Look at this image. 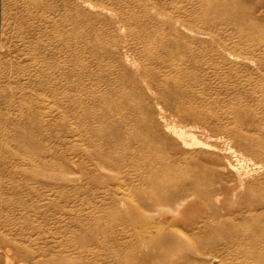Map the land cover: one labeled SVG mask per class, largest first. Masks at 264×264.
<instances>
[{
  "label": "rangeland",
  "instance_id": "1",
  "mask_svg": "<svg viewBox=\"0 0 264 264\" xmlns=\"http://www.w3.org/2000/svg\"><path fill=\"white\" fill-rule=\"evenodd\" d=\"M139 2L157 4L163 12L159 18L164 31L171 33L170 28L179 14L159 0H0V42L4 44L3 50L0 49V232L5 233L12 221L20 219L21 206L27 209L40 206V213L25 211V217L29 221L31 218L41 230L36 241L41 246L51 242L50 231L53 232L56 264H91L96 260L98 264H118V255L134 264L264 262V257L252 261L241 254L224 253L223 240L211 234L209 220L213 214L206 209L189 210L173 226L190 235L206 253L189 258L190 250L183 245L167 248L165 257L156 259L144 241L147 230L158 220L144 205L140 206L139 200L149 195L147 188L139 185L135 164L125 161L122 167L107 173L106 178L100 172L93 173L91 165L85 166L88 168L85 175L81 174L72 162L81 163L76 146L61 148L56 129L45 132L39 128L38 93L41 82L48 78H81L83 68L92 73L90 78H122L124 82L130 80L131 84L132 78H141L143 62L139 46L128 37V29L119 22L114 23L127 16L126 11L130 9L135 16L140 15ZM106 7L112 10L107 11ZM213 11L217 16L213 27L215 37L212 40L210 36L199 38L201 64L189 70L191 77L202 81L185 95L181 104L202 115L204 122L194 124L191 119H182L177 111H161L163 103L150 92H144L145 98L136 95V99L153 105L159 129L165 131L167 125L174 124L205 143L202 147L184 149L187 162L183 169L188 174L214 179V173L225 171L226 175L230 164L242 170L231 177L243 184L239 195L222 197L223 201L234 199L233 206L228 205L232 215H227L225 224L229 225L237 218L236 214L241 217L260 209V206L248 207V189L255 196L264 194V0H215ZM247 21L254 25H245ZM198 23L201 29L209 28L201 18ZM116 44V58L103 52L107 46L111 49ZM97 57L103 60L102 65L97 63ZM147 64L156 65L155 62ZM162 70L169 68L162 67ZM19 134L27 136L30 143H21L17 139ZM169 152L167 150V155H174ZM56 153L62 154V165L73 169L71 173L65 171V181L69 182L58 192H46L47 183L59 177L56 175L58 166L54 169L56 173H50L54 179L38 178L32 167L46 160L53 162ZM104 179L107 185L101 183ZM114 200L119 204L116 208ZM148 200L153 202L154 199ZM44 216L52 220L46 222ZM25 217L20 222L27 221ZM151 217L155 219L152 221ZM165 217L170 221L172 214L167 212ZM26 223L20 225L26 227ZM11 233L17 236L15 231ZM212 255H216V259L209 263Z\"/></svg>",
  "mask_w": 264,
  "mask_h": 264
},
{
  "label": "bare ground",
  "instance_id": "2",
  "mask_svg": "<svg viewBox=\"0 0 264 264\" xmlns=\"http://www.w3.org/2000/svg\"><path fill=\"white\" fill-rule=\"evenodd\" d=\"M159 1L164 6H171L179 14L178 19L173 22V26L170 28L171 33H167L168 35L159 18L163 12L154 2L151 5L139 2V7L142 8L140 15L135 16L134 10L130 9L126 11L129 13L127 16L114 21L128 29V37L136 41V45L139 46L143 62L141 78H132L134 79L132 84L129 82L130 80L124 82L122 78H90L92 73L87 72L83 67L80 73L81 78H48L41 82L38 93L39 122H41L39 128L45 132L56 129L57 142L61 148L76 146V151L79 150L78 153L81 154V163L72 162L75 163L74 167L78 168V172L80 171L81 174L85 175L88 169L86 167L91 165L93 173L97 171V174L102 173L100 175L106 178L107 173L122 167L125 161L135 164V175L139 179V185L145 186L148 190L146 194L149 195L139 200L141 201L140 206L144 205V208L150 214L156 215V220H158L152 229L147 230L144 241L156 259L165 257L167 248L183 245H186L190 250L189 258L206 253L190 235L173 227L176 221L192 209L212 211L213 216L209 220L210 231L212 235L223 240L224 253L241 254L252 261L258 257H264V194L255 196L251 189H248L246 195L248 207L250 205L260 206V209L258 207L241 217L238 213L236 214L237 218L234 217L228 223L229 225L225 224L228 220L227 215H232L231 207L234 204V199L233 201H223L222 197L228 199V197L239 195L243 184L237 182L238 179L235 177H233L234 179L231 177L233 173L239 175L238 170H242L238 169V165L237 167L230 164L228 165L230 171H227L226 175L223 174L225 171L222 174L212 171L216 177L214 179H207L203 175L195 173L188 174L183 169V165L187 162L184 149L202 147L205 143L199 141L196 135L194 136L191 132L182 128L178 129L174 124L172 127L167 125L165 131L159 129L154 117L156 110L153 105L141 103L136 99V95L140 94L144 97L145 91L150 92L163 103L165 108L161 107V111L164 109L177 111L182 119H191L194 124L204 122L202 115L182 107L181 104L185 95H189V91H193V87L202 81L201 78L191 77L189 70L190 67L195 70L201 64L202 51L198 50L197 45V42H201L199 38L210 36L209 38L212 40V37H215L216 32L213 29L217 19L216 12L213 11L215 0ZM105 10L112 9L106 7ZM200 18L208 23L209 28L205 30L199 27ZM246 24L254 25L250 21L245 22ZM3 48L4 44L0 42V49L3 50ZM104 50L105 54L116 58L117 44L111 49L107 46ZM100 58L103 59L102 56ZM100 58L97 57V63L102 65L101 61L103 60ZM44 59L42 57V60ZM147 62H155L156 65H148ZM132 64L134 65V63ZM162 67H168L169 70H162ZM243 115L245 116L244 113ZM164 123L166 124L165 121ZM17 139L21 143H30V139L23 134H19ZM213 148L211 147L212 150ZM167 150L174 155H167ZM231 150L236 153L233 149ZM61 155L56 153L53 162L46 160L32 167L33 171L37 172L38 178L46 179V176L52 177L53 174L50 173H56L54 169L58 166L59 171L56 175L59 177L53 183H47L46 192H58L64 183L69 182L65 181L66 175L64 174L65 171L71 173L72 166L69 168L62 165ZM245 172L242 173L245 174ZM202 174L204 173L202 172ZM244 174L242 178L245 177ZM101 183L107 185L106 179ZM149 198L154 199L153 202H149ZM117 205H119L118 201L114 200V208ZM19 209L20 219L25 217V211H32L36 215L42 210L40 206L33 209L21 206ZM164 212L172 214L170 221L167 220ZM142 215L138 218H141ZM44 217L46 222L52 220L48 216ZM20 219L12 221L5 233L0 232V249L3 257V262L0 264H56L53 232L50 231L51 242L45 247L41 246L36 243L41 230L34 225L31 218L29 221V218L25 217L27 221L24 222H20ZM151 219L153 221L155 218L151 217ZM25 222H28L26 227L20 225ZM247 225L250 226V229H247ZM12 231H15L16 237L12 236ZM118 257V264H134L131 260L125 261ZM215 259L216 255H212L209 263L214 262ZM90 263L98 264L97 260ZM257 264H264V262Z\"/></svg>",
  "mask_w": 264,
  "mask_h": 264
}]
</instances>
